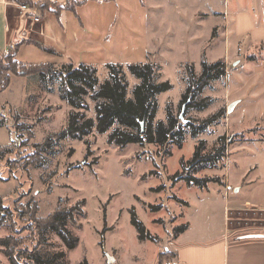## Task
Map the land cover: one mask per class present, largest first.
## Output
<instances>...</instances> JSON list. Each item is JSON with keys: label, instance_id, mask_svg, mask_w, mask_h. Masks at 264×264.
I'll return each mask as SVG.
<instances>
[{"label": "rangeland", "instance_id": "obj_1", "mask_svg": "<svg viewBox=\"0 0 264 264\" xmlns=\"http://www.w3.org/2000/svg\"><path fill=\"white\" fill-rule=\"evenodd\" d=\"M8 2L16 3L20 10L24 5ZM258 2L264 4V0H251V4L249 0H85L77 11H68L70 29L75 24L86 31L80 19L91 28L95 45L78 61L94 62L91 64L97 67L101 80L108 76L106 64L119 62L132 86L138 79L128 64L152 62L157 66V81L173 84L158 96L156 120L166 118L167 102L179 116L185 104L183 118L197 122L225 111L224 118L197 137L187 128L181 146L167 147L170 153L154 143L132 142L120 147L108 141V131L90 134L85 138L88 143L72 138L53 141L49 150L33 157L34 145L45 142L66 124L71 107L60 97L57 81L53 90H45L37 67L18 66L13 56H8L12 47L0 49V63L29 72L11 73L9 85L0 91V153L6 147L12 149L0 160V238L12 235L13 243L34 249L38 239L31 218L47 217L58 207L70 208L79 202L83 212L77 211L76 222L67 224L80 238L76 247L68 249L61 236L48 228L46 243L38 245L39 253L47 256L63 250L65 264L85 259L107 264L104 250L110 249L119 257L118 264H131L136 258L146 263L157 256L158 249L168 251L174 227L185 222L190 227L187 237L197 241L216 238L225 231L237 236L263 231L264 42H228L223 12L226 8L247 11L251 6L255 17L264 22V11L258 14L256 10ZM33 4L26 6L36 7L41 19L47 8L42 1L33 0ZM17 12H9L11 24H16ZM24 19L30 21L31 17ZM18 35L14 41H41L36 34L28 38ZM229 46L232 56L228 57ZM203 56L210 61L228 58L227 73L224 80L213 81L199 94V99L212 97L208 106L187 109V102L182 101L187 86L184 65L194 63L200 74ZM69 59L66 62L78 63ZM220 135L227 140L224 160L217 167L194 172L217 181L199 187L184 179L173 180L201 139L209 151ZM151 204H160V208L153 210ZM34 206H38L35 214ZM132 206L159 241L139 239L131 222ZM0 264H13L1 244Z\"/></svg>", "mask_w": 264, "mask_h": 264}, {"label": "trees", "instance_id": "obj_2", "mask_svg": "<svg viewBox=\"0 0 264 264\" xmlns=\"http://www.w3.org/2000/svg\"><path fill=\"white\" fill-rule=\"evenodd\" d=\"M32 6L33 0H8ZM66 0L65 3L43 1L44 9L59 12L61 9H71L77 11V6L83 4L85 0ZM41 7V6H40ZM42 7V8H43ZM24 42H32L47 51L55 52L39 40L29 39L12 42L13 59L18 66L26 67L34 65L35 71L39 74L44 89L51 91L55 82H58L60 97L71 107L68 112L66 124L56 133L47 137L45 142L34 145V154L47 151L50 145L62 139L72 138L84 140L92 133L107 134L108 141L120 147H125L129 143L136 142L141 145L154 143L164 147L166 153H170L167 147L171 144L181 146L185 139L187 128L193 137L207 131L213 122H219L225 117L222 109L202 121H195L191 118L184 121L177 114L170 102L166 104V118L156 120L158 112V96L168 91L173 84L169 80L157 81V66L152 62H131L128 70L137 79L132 86L124 70L123 64L119 62H109L106 64L108 76L101 80L96 66L87 63L64 62L59 66L54 63H23L17 58L20 45ZM254 58H256L254 56ZM5 59L2 57L1 60ZM18 67L17 70L0 63V91L5 89L11 81V73L27 75L29 72L25 68ZM194 63H185L184 77L187 86L182 96V101L187 102V109L196 108L201 110L208 106L212 97L206 96L199 99L198 96L205 87L211 85L215 80H224L227 73V63L224 59L210 61L205 56L201 60V72L197 74ZM91 112V113H90ZM20 135V134H19ZM22 138H24L22 136ZM21 138V139H22ZM25 141V139H24ZM227 140L224 135H220L211 150L206 149L205 139H201L196 145L195 152L188 162H182V171L173 175V180L184 179L188 185L205 187L210 181H217L215 177H199L194 172L207 167H217L227 155ZM26 143L22 145L25 147ZM36 148V149H35ZM37 150V151H36ZM168 150V151H167ZM204 150H206L204 152ZM12 152L10 147H6L5 152L0 153V160L5 153ZM41 162V161H39ZM38 162V163H39ZM189 167V169H188ZM191 168V170H190ZM175 198L185 202L180 197ZM82 203L68 208L58 207L47 217H32V231L37 234V247L34 249L22 248L15 240L14 236L0 238V244L4 246V251L10 256L13 264H65L64 257L66 251H57L44 256L39 253L38 245L46 243V230L54 229L65 241L68 249L75 248L79 242L77 236L67 226L69 221L76 222V213L83 212ZM153 210H158L160 204L149 205ZM33 213L38 211V206H34ZM131 222L137 230L139 239H151L159 241V237L152 233L146 223L140 218L136 207H130ZM32 213V214H33ZM189 227L185 222L174 227V235L184 232ZM174 254L170 251L160 253V263L172 258ZM24 259V263H21ZM79 264H90L87 259Z\"/></svg>", "mask_w": 264, "mask_h": 264}, {"label": "crops", "instance_id": "obj_3", "mask_svg": "<svg viewBox=\"0 0 264 264\" xmlns=\"http://www.w3.org/2000/svg\"><path fill=\"white\" fill-rule=\"evenodd\" d=\"M37 1L65 3L66 0ZM249 3L251 4V0H249ZM83 5H78L76 9H80ZM256 8L259 14V11H264V4L258 2L256 3ZM16 9L18 10L16 24H11L12 19L10 20L11 16L9 12ZM68 11L73 10L61 9L59 12H56L46 9L39 21L36 22L32 18L29 21L28 19H23L24 13L18 9L16 3L0 0L1 51L10 48L15 36L18 34L19 38H28L30 35L36 34L46 46L48 45L58 52L60 51L59 54L44 50L35 43L24 42L20 45L17 53L20 61L27 63L46 61L63 63L70 57V59L78 63H94L91 60L78 61L86 49L95 45V40L90 35L91 28L87 26L83 19H80V21L82 26L86 28V31L80 29L75 24H72L73 27L70 29V15ZM223 12L225 13V22L229 34L227 37L228 42L232 40L239 42L240 39L244 42L246 40V42L254 43V45L264 42V22L259 21L255 17L252 13L251 6L247 11L226 8ZM84 32L87 33L83 34ZM230 47L227 53L228 57L232 56L230 52L232 48ZM226 62H229L228 58ZM189 230L190 227L184 232L172 236L167 250L172 252L174 256L165 260L164 264H264V230L238 236L225 231L220 236L205 241H197L193 237H187ZM250 234L259 235L249 236ZM111 251L110 249L104 250L105 257H108L107 260L105 258V261L107 264H118L119 257L115 252ZM160 253V249H158L157 256L151 261L145 263L139 260V258H136L131 264H161ZM110 258H112V263ZM89 263L93 264L91 262Z\"/></svg>", "mask_w": 264, "mask_h": 264}, {"label": "built area", "instance_id": "obj_4", "mask_svg": "<svg viewBox=\"0 0 264 264\" xmlns=\"http://www.w3.org/2000/svg\"><path fill=\"white\" fill-rule=\"evenodd\" d=\"M21 9H22V12L24 13V18L31 17L34 20L40 19V16L36 15L38 13V10L36 7H27L26 5H23Z\"/></svg>", "mask_w": 264, "mask_h": 264}, {"label": "water", "instance_id": "obj_5", "mask_svg": "<svg viewBox=\"0 0 264 264\" xmlns=\"http://www.w3.org/2000/svg\"><path fill=\"white\" fill-rule=\"evenodd\" d=\"M17 39H18V37L16 35L14 40H17ZM184 107H185V104H184L183 109H182L181 114H180L181 119H184L183 118ZM184 121H187V119H184ZM257 235H259V234H250L249 236H257Z\"/></svg>", "mask_w": 264, "mask_h": 264}]
</instances>
